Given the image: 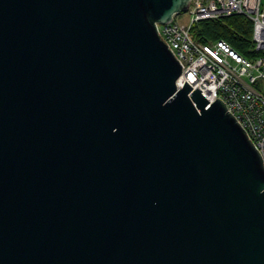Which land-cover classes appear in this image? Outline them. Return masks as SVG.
<instances>
[{"label": "water", "instance_id": "1", "mask_svg": "<svg viewBox=\"0 0 264 264\" xmlns=\"http://www.w3.org/2000/svg\"><path fill=\"white\" fill-rule=\"evenodd\" d=\"M189 0H0V264H264V167L176 79Z\"/></svg>", "mask_w": 264, "mask_h": 264}, {"label": "built area", "instance_id": "2", "mask_svg": "<svg viewBox=\"0 0 264 264\" xmlns=\"http://www.w3.org/2000/svg\"><path fill=\"white\" fill-rule=\"evenodd\" d=\"M185 12L186 21L178 12L165 23H155L181 65L176 87L186 81L209 102L221 99L258 150L264 167V0H189ZM232 15L251 22L247 54L224 39L203 41L196 36L200 21Z\"/></svg>", "mask_w": 264, "mask_h": 264}, {"label": "trees", "instance_id": "3", "mask_svg": "<svg viewBox=\"0 0 264 264\" xmlns=\"http://www.w3.org/2000/svg\"><path fill=\"white\" fill-rule=\"evenodd\" d=\"M198 26L201 31L196 36L200 40L224 39L233 49L244 53L250 46L251 22L242 15L227 16L220 20H204L200 21Z\"/></svg>", "mask_w": 264, "mask_h": 264}, {"label": "rangeland", "instance_id": "4", "mask_svg": "<svg viewBox=\"0 0 264 264\" xmlns=\"http://www.w3.org/2000/svg\"><path fill=\"white\" fill-rule=\"evenodd\" d=\"M179 17H180V19L182 21H186L187 20V14H186V12L185 11L180 12Z\"/></svg>", "mask_w": 264, "mask_h": 264}]
</instances>
